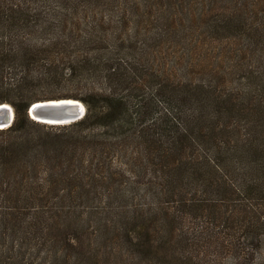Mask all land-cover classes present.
Segmentation results:
<instances>
[{"label":"trees","instance_id":"1","mask_svg":"<svg viewBox=\"0 0 264 264\" xmlns=\"http://www.w3.org/2000/svg\"><path fill=\"white\" fill-rule=\"evenodd\" d=\"M59 98L83 117L29 116ZM0 103V264L263 245L264 0H0Z\"/></svg>","mask_w":264,"mask_h":264},{"label":"water","instance_id":"2","mask_svg":"<svg viewBox=\"0 0 264 264\" xmlns=\"http://www.w3.org/2000/svg\"><path fill=\"white\" fill-rule=\"evenodd\" d=\"M6 104L8 103H0V125H3L0 128L10 126L14 119L13 107L8 104L12 108L9 112ZM27 111L29 116L36 121L52 125H63L83 117L86 107L78 99L59 98L32 102Z\"/></svg>","mask_w":264,"mask_h":264},{"label":"rangeland","instance_id":"3","mask_svg":"<svg viewBox=\"0 0 264 264\" xmlns=\"http://www.w3.org/2000/svg\"><path fill=\"white\" fill-rule=\"evenodd\" d=\"M227 43V42H226ZM228 43H230L228 41ZM233 44V43H232ZM233 47H235V44H233ZM9 104V103H8ZM256 242V240H254ZM256 243H249L248 250H247V257L245 259H234L231 254H228L223 251H219V249H216L214 251L213 248H210V251L215 252V255H218V259L212 260L210 262H206V264H264V241L263 243H260L259 245L263 244L261 247L256 246ZM214 256V255H212Z\"/></svg>","mask_w":264,"mask_h":264},{"label":"bare ground","instance_id":"4","mask_svg":"<svg viewBox=\"0 0 264 264\" xmlns=\"http://www.w3.org/2000/svg\"><path fill=\"white\" fill-rule=\"evenodd\" d=\"M7 105V107H8V109H9V112H11V106L10 105H8V104H6ZM3 125H0V127H2ZM6 126V125H5Z\"/></svg>","mask_w":264,"mask_h":264}]
</instances>
